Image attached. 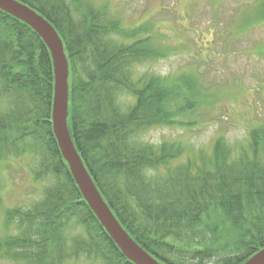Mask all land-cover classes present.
Segmentation results:
<instances>
[{
    "label": "trees",
    "instance_id": "trees-1",
    "mask_svg": "<svg viewBox=\"0 0 264 264\" xmlns=\"http://www.w3.org/2000/svg\"><path fill=\"white\" fill-rule=\"evenodd\" d=\"M19 1L62 38L71 137L129 235L162 264H243L262 250L264 122L242 142L220 134L210 149L181 138L143 139L155 127H197L220 110L200 73L207 53L206 32L194 17L200 4L177 15L186 21L179 33L194 34L185 45L148 19L125 22L102 0ZM252 2L230 38L264 24V0ZM213 5L219 10L220 1ZM219 24L213 18L208 31L226 38L228 28L216 30ZM183 52L191 59L173 75L138 71ZM53 95L49 49L32 28L0 10V173L10 160L37 155L35 180L49 181L29 206L4 207L0 264H134L85 202L62 157Z\"/></svg>",
    "mask_w": 264,
    "mask_h": 264
},
{
    "label": "rangeland",
    "instance_id": "rangeland-1",
    "mask_svg": "<svg viewBox=\"0 0 264 264\" xmlns=\"http://www.w3.org/2000/svg\"><path fill=\"white\" fill-rule=\"evenodd\" d=\"M218 1L219 10L213 5L214 0H201L200 3L192 0L100 1L108 2L112 6V14L118 18L122 16L125 22L148 19L161 25V32L173 38L172 41L185 45L194 34L179 33V29L186 26V21L178 20L177 15L191 10L194 4H200L201 12L195 13L194 17L206 32L204 42L207 47L200 73L202 80L206 81L204 86L211 85V90L216 93L217 101L221 103L220 110L197 127L152 128L144 134V141L160 144L181 138L197 147L210 149L218 135H224L231 143L242 142L250 128L264 122V53H260L264 45V24L245 26L238 36L230 38L241 16L251 11L253 0ZM214 12L218 15H213ZM213 18L220 22L216 30L228 28L226 38H219L216 33L208 31ZM190 59V55L183 52L139 66L138 71L140 74L154 72L161 76L173 75L184 68ZM4 166L0 173V230L4 207H27L40 196L42 187L49 185L47 179L40 182L35 180V172L40 169V157L37 155L22 156Z\"/></svg>",
    "mask_w": 264,
    "mask_h": 264
},
{
    "label": "water",
    "instance_id": "water-1",
    "mask_svg": "<svg viewBox=\"0 0 264 264\" xmlns=\"http://www.w3.org/2000/svg\"><path fill=\"white\" fill-rule=\"evenodd\" d=\"M0 10L32 28L51 53L54 73L53 132L62 157L67 162L85 202L129 261L134 264H162L139 245L120 224L75 147L68 126L69 62L59 33L48 19L19 0H0ZM243 264H264V248Z\"/></svg>",
    "mask_w": 264,
    "mask_h": 264
}]
</instances>
